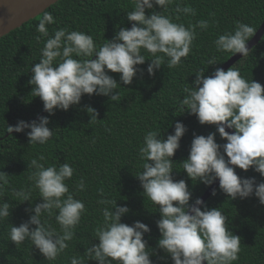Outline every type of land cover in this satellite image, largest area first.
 <instances>
[{"label": "clouds", "instance_id": "9594fccd", "mask_svg": "<svg viewBox=\"0 0 264 264\" xmlns=\"http://www.w3.org/2000/svg\"><path fill=\"white\" fill-rule=\"evenodd\" d=\"M173 2L133 0L134 9L127 11L126 16L132 22L131 28L120 27L110 40L103 39L101 45L83 31L59 28L50 35L46 25L56 21L50 12H44L36 25L40 34L36 39L46 38V41L39 62L31 66L32 75L28 80L33 86L32 97H39L43 110L51 116L56 110L67 111L70 106L78 105L84 94L118 101L120 96L116 90L120 86L109 72L120 74V82L130 85L138 72L145 71L137 67L145 60H150L146 68L149 76L164 66L166 58L168 68L181 64L182 58H187L192 50L196 28L206 30L209 21L199 20L185 27L154 10L155 5L166 11ZM146 9L152 10L150 14H145ZM175 11L195 15L192 7H181L179 3ZM255 31L254 27L237 21L233 32L219 35L214 41L216 49L247 57L250 50L246 43ZM142 50L152 58L146 59ZM217 63L213 56L207 66ZM204 71L199 69L192 84L186 83L179 107L181 113L195 115L200 125L214 126L215 131L206 136L193 133L188 156L179 162L181 169L192 183L195 181L193 185L199 182L207 187L218 180L220 191L230 200L254 195L264 205V180L257 183L255 177L242 178L235 171L239 168L247 172L251 168L264 177V87L241 76L239 68L233 66L227 70L216 68L209 76ZM87 112L92 114L91 119H97L93 108L88 107ZM48 124V117L40 116L31 122L20 120L6 131L21 133L28 129L25 133L28 143L43 145L54 135ZM186 131V126L179 121L166 138L160 136V131L150 130L139 149L142 171L134 176L143 195L158 208L156 248L165 253L158 260L170 258L172 264H232L238 259L241 242L239 236L228 230V217L219 207L209 208L198 197L189 203L192 192L188 184L184 179L175 180L172 175L176 164L172 157ZM217 133L226 143L216 142ZM44 160V155H40L27 165L35 169L29 179L38 189L42 202L25 209L33 214L19 226L11 225L9 237L15 245L30 240L46 260L54 261L73 239L86 209L84 202L74 198L65 183L74 174L70 164L45 167L41 163ZM8 183L9 175L0 171V190ZM75 188L84 190L83 178ZM13 194L19 202H30L31 190H14ZM99 195L104 197L103 189ZM211 195H216V189ZM97 203L104 205L103 222L94 233L98 243L85 248L83 258L71 257L70 264H85V258L97 264H153L150 255L155 253L144 239V234L151 231L149 226L138 220L131 225L121 223V217L130 209L117 205L116 199L102 198ZM11 207L9 202H0V221L8 218ZM54 210L60 231L42 220L44 213L52 216ZM31 225L35 227L30 228Z\"/></svg>", "mask_w": 264, "mask_h": 264}, {"label": "trees", "instance_id": "16d2710c", "mask_svg": "<svg viewBox=\"0 0 264 264\" xmlns=\"http://www.w3.org/2000/svg\"><path fill=\"white\" fill-rule=\"evenodd\" d=\"M177 3L181 7L189 6L195 15L177 14ZM134 9L133 0H58L47 7L36 17L0 37V171L9 175V183L0 190V202H9L12 207L8 218L0 221V264H70V258H83L85 248L98 243L95 240V229L102 224L103 215L97 201L102 198L116 199L119 206H127L130 211L121 217V223L131 225L140 221L149 226L150 233L144 234L148 247L155 254L150 255L153 264H172L170 258L158 260L165 253L156 248L159 232L156 221L160 218L158 208L146 196L139 181L135 178L142 171L139 149L148 131H160L166 138L172 134L176 122H182L187 131L180 140V147L172 160L173 177L184 179L192 192V199L199 198L209 186L192 181L181 169L179 162L186 159L193 133L207 135L214 132V126L200 125L195 115L181 113L179 100L185 93L186 83L195 80V73L204 68V75L209 76L216 68L232 56L230 52H218L214 41L219 35L233 32L237 21L248 24L256 30L264 19V0H174L167 10L154 5V10L169 16L173 22L182 23L185 27L195 25L199 20L209 21L206 30L196 28V38L192 50L182 63L174 68L164 66L149 76L146 68L150 60L137 66L145 69L137 73L130 85H123L118 73H111L120 87V99L111 101L108 97L87 94L82 95L78 105L70 106L67 111L56 110L49 116L43 110L39 97H32L31 66L41 58V49L46 38L36 39L40 34L36 25L44 12H50L56 23L46 27L49 34L54 30L66 28L69 31H83L93 37L97 45L110 40L120 27L128 28L127 11ZM152 10L146 9L145 14ZM179 15V19L175 17ZM256 32V31H255ZM247 57H240L232 66L239 68L241 76L253 79L264 87V33L258 42L251 47ZM146 59L151 55L143 51ZM215 56L217 64L208 65L209 58ZM92 59H95L92 57ZM231 67V66H230ZM91 107L97 119H91L87 112ZM40 116H47V127L54 135L45 144H29L25 129L21 133H8L6 128L14 126L20 120L31 122ZM90 121V122H89ZM216 142L226 143L216 135ZM44 155L41 163L45 167L68 163L74 169L71 179L65 181L74 198L84 202L86 211L76 226L75 235L68 241V247L54 260H46L30 240L19 245L10 241L11 225L19 226L27 221L31 214L25 209L41 203L39 191L29 176L35 169L27 167L31 160ZM236 174L242 178L255 177L257 183L264 180L251 168L245 172L239 168ZM83 178L85 188L77 191L75 185ZM31 190L29 201L19 202L14 190ZM103 189L104 197L99 195ZM216 195H210L204 202L209 208H217L228 217V230L240 237L238 259L232 264H264V205L259 204L254 195L245 199L230 200L219 189ZM55 210L52 216L44 213L42 220L60 231L55 221ZM31 225L30 228H34ZM85 264H97L85 258Z\"/></svg>", "mask_w": 264, "mask_h": 264}, {"label": "water", "instance_id": "95a60500", "mask_svg": "<svg viewBox=\"0 0 264 264\" xmlns=\"http://www.w3.org/2000/svg\"><path fill=\"white\" fill-rule=\"evenodd\" d=\"M56 1L58 0H0V37L6 35L13 29L20 27L28 20L36 17ZM131 24L132 22L130 23L129 29L131 28ZM263 33L264 19L254 35L247 41L246 47L248 49L253 47L261 38ZM240 57H242V55L239 53L233 54L219 68L227 70ZM226 131L232 132L234 130L226 129ZM218 184V180L214 181L199 198L205 201ZM202 264H206V262H202Z\"/></svg>", "mask_w": 264, "mask_h": 264}]
</instances>
